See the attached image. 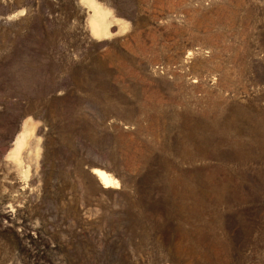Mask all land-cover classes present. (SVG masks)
Here are the masks:
<instances>
[{
	"label": "rangeland",
	"instance_id": "1",
	"mask_svg": "<svg viewBox=\"0 0 264 264\" xmlns=\"http://www.w3.org/2000/svg\"><path fill=\"white\" fill-rule=\"evenodd\" d=\"M0 264H264V0H0Z\"/></svg>",
	"mask_w": 264,
	"mask_h": 264
},
{
	"label": "bare ground",
	"instance_id": "2",
	"mask_svg": "<svg viewBox=\"0 0 264 264\" xmlns=\"http://www.w3.org/2000/svg\"><path fill=\"white\" fill-rule=\"evenodd\" d=\"M94 13H97V12L94 11ZM97 14H96V16L94 18L93 23H94V26L98 28L99 27L98 21H99L100 18L97 17ZM96 18L97 19L99 18L98 21H97ZM92 174H94L97 177L99 183L103 186V188H108L111 185L116 184L115 181L109 175H107L106 173H104L103 171L95 170V171L92 172Z\"/></svg>",
	"mask_w": 264,
	"mask_h": 264
}]
</instances>
